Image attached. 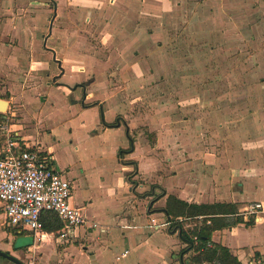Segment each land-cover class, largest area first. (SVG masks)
<instances>
[{"label":"crops","instance_id":"0c3cea01","mask_svg":"<svg viewBox=\"0 0 264 264\" xmlns=\"http://www.w3.org/2000/svg\"><path fill=\"white\" fill-rule=\"evenodd\" d=\"M28 1L0 0V40L2 42L0 44V66L1 68L3 67L4 70L2 71L5 73H8V70L11 71L13 68H18L16 66L17 60L29 57L27 56V47H29V43L32 44L29 39L33 37V31L29 29L26 15L28 10L34 9L36 6H29ZM113 1L92 0V3L102 5L104 2L111 3ZM157 1V3L149 4L148 9L160 15H167L169 10L176 6L174 4L175 0ZM226 1L230 6L233 5L234 8L248 3L246 2L248 0H201V6L206 4L210 6L207 10L210 13V27L212 32L214 31L216 34L224 32L226 28L224 20L225 7H227ZM16 2L18 4L15 6ZM181 7H183V0ZM244 7L246 8V6ZM107 10L109 11L101 12L100 14L91 12V14L96 17L105 13L112 16L111 10ZM83 15V12L79 13V17ZM14 16L17 18L14 19ZM121 16L118 11V17L120 18ZM72 17L73 15H69L71 23L74 21ZM68 20L67 22H70ZM263 27L264 25L258 30L260 38L253 36L249 40L244 41L240 40L242 36L238 32V27L234 26L227 30L229 31L230 39L227 41L229 55L225 59H228L230 68L228 71L222 72L221 75V79H225L228 83L229 88L226 90L230 96L237 97V95H242L248 97L253 95L256 97L255 102L243 104H218L211 102L196 106V111L202 113L201 116H197L196 122L199 127L196 126L194 136L186 138L183 135H187L188 129H185V132L182 133L183 137L179 139V164L184 166L182 173L179 175L180 183L178 186H171L169 190L159 185L165 196H162L153 205L151 198H153L152 194L157 192L154 189L155 187L142 185L135 189L132 176L143 178L140 161H148L146 160L147 157L155 155L156 145L154 147L147 145V153L144 152L140 160H137L135 154L139 148L132 141L131 136L133 125L138 122L136 120L137 117L132 114L125 115L126 119L124 118L123 123L119 125L117 115L122 113L116 112L114 109L113 122H105L104 120V113L108 110L107 106L111 107L110 102L122 108L128 104L130 108H126L125 111H134L136 103L131 101V99V102H129L127 99L129 94L134 96V94L139 93L140 77L129 66L130 60L128 61L125 58L124 50H127L129 45H123V42L117 44L116 41L110 47L111 51L105 53L101 48L98 49L88 45L83 40L82 34L79 35L71 31L68 32L72 34L71 40H69L68 35L67 41V34L64 35L65 33H62L61 36H64L66 40L61 38V41H56L57 39L55 42L52 41L56 46L52 54L60 56V63H57L58 65L48 73H44V76L29 72L25 78L21 76V79H27L31 76L36 84L39 83V81L36 82L37 80L45 81V79L57 78L54 87L65 95L73 96L71 103H78L81 111L93 108L98 109L103 127L90 131L88 133L90 136H97L107 128H123L126 130L129 145L119 150L124 151L121 154L125 155H118L119 151L118 149L116 150V160L123 175L119 178V186L108 188V192L110 197L117 196L118 198L121 196V190L118 189H123L124 195L130 196L135 203L129 200L121 201L112 209L111 213L101 217L94 212L87 214L88 222L75 230L74 236L70 241L51 242L54 244L52 248V252L54 251L55 255L54 261H49V259L43 261L42 254L39 253L43 242L35 241L34 236L30 234L31 245L27 243L16 245V236L20 235H14L13 237L4 235V239L7 242L0 244V251L11 255L23 264H154L153 259L155 260L158 256L161 259V263L166 264L163 257L169 255L167 251L171 249L166 248L161 241L156 242L155 240L158 239V235L177 236V231L163 228L154 230L151 227V223H160L162 220L167 219L162 210L165 206L166 197L172 195L187 203L234 204L237 208V216L242 218V223L228 229L213 232L210 240L212 243L225 247L241 264L252 262L264 264V217L254 218L242 215L244 208L250 204L254 202L264 203ZM203 28L200 24L198 30L201 31ZM58 29V31L63 29L62 24ZM118 30L120 29H116L114 26L106 31H109L112 39L116 38ZM137 32L138 37H135V39L139 41L140 35H146L143 40L148 42L150 48L153 44L163 42V36L157 29H154L151 34L144 33L143 30ZM255 32H257V26H251V33L254 34ZM56 35H52L50 32L41 41L32 40L34 45V52L31 54L32 64L50 63L52 61V57L50 58L44 50V42L48 44L49 39H54L53 37ZM119 36H123L122 31ZM10 38H17L19 44L14 47L13 56H11V49L9 48L11 45L7 44ZM42 41L43 49L40 47ZM37 42L39 44L38 48H40V60L36 59L34 55ZM223 43L221 42L218 47L222 46ZM138 47H141L140 43H138ZM71 50H75L77 53L73 55L70 53ZM232 50L234 51L232 52ZM213 51H215L214 48ZM131 78L137 81L136 85L132 87ZM114 80H119L121 83L115 84ZM101 81H103V84L99 85L98 83H101ZM116 85L120 86L116 87ZM37 90L39 91V88ZM35 92L37 93V91ZM42 93H38V98L44 97L43 102L45 103L47 98ZM20 96L21 101L24 95ZM26 100L24 104L36 101V98H28ZM39 101L40 99L36 102ZM25 111L27 117L32 120L30 121L31 124L35 126L34 136L32 137L31 135L30 127L29 130L22 129L28 123L11 124L8 126L9 130L27 145L30 143L28 144L26 140H30L32 145L35 144L36 140L40 144L39 140L44 136V132L50 134V129L46 126L40 127L43 124L41 114L34 115L31 113L32 109ZM87 113L89 112H85V115ZM152 116L151 118L150 116L148 117V129L154 127L155 115ZM27 117L26 120L28 119ZM128 117L131 118L127 119ZM116 122L115 127H108ZM41 144L43 147L44 145L47 146L46 143ZM47 147L51 148L54 168L60 171L71 184L70 204L83 210L91 207L92 202L83 199L80 192L77 191V186L74 184V176L69 173V169L62 168L58 164L60 159L54 156L53 147ZM173 148L171 146L167 154H171L175 150ZM170 161L171 158L169 157L168 162ZM168 174L172 177L177 176L172 168ZM152 183L155 184L154 182ZM150 188L154 189V192H149ZM127 190L133 196L127 193ZM157 205L159 206V212L152 210ZM91 223L97 224L98 228L92 229ZM11 238L13 241H11ZM185 247L186 244L182 243L179 252ZM33 250H38L36 258L32 255ZM124 253L125 255L123 256ZM193 255L194 252L192 250L185 254L182 260ZM180 259L177 264H181ZM0 264L11 263L0 257Z\"/></svg>","mask_w":264,"mask_h":264},{"label":"rangeland","instance_id":"374dc122","mask_svg":"<svg viewBox=\"0 0 264 264\" xmlns=\"http://www.w3.org/2000/svg\"><path fill=\"white\" fill-rule=\"evenodd\" d=\"M107 2L101 5L92 3V0H29V6H36V8L28 10L26 15L29 29L33 31V37L31 36L32 38L29 39L32 44L29 43V47H27V56L29 57L17 60L18 68L8 70V73L2 71L4 69L0 66V102L6 103L4 109L0 111V125L4 122L2 125L9 129L8 126L11 124L28 123L25 125L26 128L22 129L29 130L30 127L33 137L35 126L31 124L32 120L27 117L25 110L32 109L31 113L34 115L41 114L43 124L40 127H48L51 133L44 132V136L39 142L53 147L54 156L60 159L58 160L60 167L69 169V173L74 176V184H76V189L80 192L81 197L92 202V206L84 210L85 215L94 212L100 217L111 213L112 209L121 201H133L130 196L124 195L123 189H118L121 190V196L118 198L117 196L110 197L108 192V188L119 186V178L123 175L116 160V150L128 147L126 130L107 128L97 136H90L88 134L90 131L103 127L98 109L81 111L78 103H71L73 96L65 95L54 87L57 78L45 79V81L37 80L36 82L39 81V83L35 84L31 76L23 80L21 76L25 78L29 72L44 76V73H48L58 65L57 63H60V56L52 54L56 47L52 41L55 42L56 39V41H61V38L66 40L64 36H61L62 33L67 34V41L68 35L69 40L72 38V34L68 33L70 31L82 34L84 39H81L88 45L101 48L105 53L111 51L110 47L116 41L117 44L122 42L123 45L128 44L129 48L124 50L125 58L130 60L129 66L140 77L139 93L134 96L129 94L127 99L129 102L136 103L134 111H125L129 107L128 104L122 108L110 102L111 107L107 106L108 110L104 113V120L113 122L114 109L116 112L122 113L117 115L119 125L123 123L125 115L132 114L137 117L138 122L133 125L131 134L132 141L139 148L135 154L137 160H140L144 152L147 153V145L151 147L156 145L155 155L147 157L148 161H140L142 176L145 180L139 177L135 178V175L132 176L135 189L142 185L155 187L157 192L152 194L153 198H151L153 205L163 195L159 185L169 190L171 186H178L180 183L179 175L184 166L179 164V139L183 136L185 138L194 136L196 126L199 127L196 122L197 116H201L202 113L196 111V106L211 102L218 104L255 102L256 97L253 95L248 97L230 96L226 90L229 88L228 83L225 79H221V75L222 72H226L230 68L228 59H225L229 55L227 41L230 39L227 30L234 26L238 27V32L242 36L240 40L244 41L253 36L260 38L258 30L264 25V0H248L246 1L248 3L244 5L246 8L244 6L234 8L226 1L227 7H225L226 14L224 16L226 28L225 33L220 34L212 32L209 22L210 13L207 11L210 6L209 4L201 6V0H183V7H181L182 0H175L176 6L171 8L167 15H160L148 9V5L157 3V0ZM16 4L18 2L15 3V6ZM107 9L111 10L112 16L105 13L96 17L91 14V12L100 14L109 11ZM118 11L122 15L120 18ZM80 12L84 13L81 17H79ZM69 15H73L72 23ZM60 23L63 29L58 31ZM200 24L204 27L201 31L198 30ZM114 26L120 30L117 31L116 38L111 39V34L106 30L112 29ZM251 26H257V32L254 34L251 33ZM154 29L161 32L163 42L153 44L150 48L148 42L143 40L146 35H140L139 41L135 39L138 37L137 31L143 30L144 33L151 34ZM121 31L122 37L119 36ZM50 32L52 35L58 33L53 37L54 39H49L48 44L44 42V50L50 58L52 57V61L32 64L31 54L34 52L32 40L41 41ZM17 41V38H10L7 42L11 45L9 46L11 56L14 55L12 53L15 50L14 47L19 45ZM221 42H224L225 45L223 43L224 46L218 47ZM138 43L141 44V47H138ZM38 45L37 42L34 54L36 59L40 58ZM42 45L43 41L40 44L41 49H43ZM70 53L74 55L77 52L71 50ZM118 82L121 83L119 80H114L115 84ZM131 82V87L137 83L133 78H131ZM98 84H103V81ZM119 86L116 85V87ZM39 92H43L42 94L46 96L45 103L42 94V98H38ZM20 95H24L21 101ZM28 98H36V101L39 99L40 101H33L32 105L29 102L24 104ZM85 112L89 113L85 115ZM152 115H155L154 127L148 129V117L151 118ZM129 118L131 117L127 119ZM185 129H188V133L182 136ZM26 141L32 145L30 140ZM1 144H3L2 138ZM35 144H38L37 140ZM47 146L44 145V148H49ZM171 146L175 150L171 154H167ZM124 155L121 154V156ZM169 157L171 158L170 162H168ZM171 168L176 172V177L169 176ZM154 189L150 188L149 192H154ZM127 193H130L129 190ZM130 194L133 196L132 193ZM155 207L152 210L159 212V206ZM4 235L13 237L15 234L5 226L4 215L1 213L0 244L7 242ZM157 238L156 242L161 241L166 248L171 249L167 251L169 255L163 257L166 264H177L180 259L179 250L182 246L178 236L158 235ZM15 242L16 245L23 243L31 245L32 239L29 234L25 233L16 236ZM153 243L155 242L153 241ZM40 247L39 253L42 254L43 261L55 260L54 251L52 252L53 243H42ZM37 254L38 250L32 251L33 257L36 258ZM153 263L163 264L159 256L155 260L153 259Z\"/></svg>","mask_w":264,"mask_h":264},{"label":"built area","instance_id":"2783aa9c","mask_svg":"<svg viewBox=\"0 0 264 264\" xmlns=\"http://www.w3.org/2000/svg\"><path fill=\"white\" fill-rule=\"evenodd\" d=\"M2 124L4 122L0 125V141L3 140L0 145V210L5 226L11 231L33 235L39 243L70 241L75 230L88 219L82 208L70 204L71 184L54 168L51 148L39 144L29 146ZM46 212L56 214L62 222L63 227L57 233L43 231L40 218ZM242 215L264 217V203L250 204ZM182 221V218L165 219L151 223V227L177 231L175 225ZM90 225L92 229L98 228L95 223ZM193 242L196 245L195 237Z\"/></svg>","mask_w":264,"mask_h":264},{"label":"trees","instance_id":"16d2710c","mask_svg":"<svg viewBox=\"0 0 264 264\" xmlns=\"http://www.w3.org/2000/svg\"><path fill=\"white\" fill-rule=\"evenodd\" d=\"M116 124L117 122L108 127H115ZM123 152L119 151L118 155ZM162 194L165 196L163 190ZM162 211L167 219L172 221L178 218L183 219L181 223L175 225L178 238L186 244V247L179 252L181 264L186 262L188 264H241L225 247L212 243L210 240L213 232L242 223V218L237 216V208L234 204H194L168 195ZM40 221L43 231L46 233H57L63 227L62 222L54 213H43ZM12 232L15 235L25 234V232L16 230H12ZM194 237L197 240L196 245L193 242ZM192 250L194 255L182 260V257Z\"/></svg>","mask_w":264,"mask_h":264},{"label":"water","instance_id":"95a60500","mask_svg":"<svg viewBox=\"0 0 264 264\" xmlns=\"http://www.w3.org/2000/svg\"><path fill=\"white\" fill-rule=\"evenodd\" d=\"M5 106H6L5 102H0V111H2ZM0 257L6 259L11 264H23L19 260H17L16 258H14L11 255L4 253L2 251H0ZM185 264H188V262H186Z\"/></svg>","mask_w":264,"mask_h":264}]
</instances>
